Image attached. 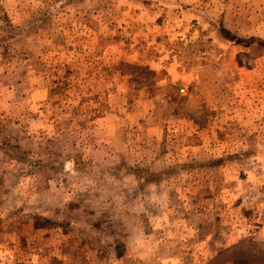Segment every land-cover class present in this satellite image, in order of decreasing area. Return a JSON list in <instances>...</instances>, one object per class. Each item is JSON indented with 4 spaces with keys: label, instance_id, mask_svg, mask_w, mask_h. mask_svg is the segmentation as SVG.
Listing matches in <instances>:
<instances>
[{
    "label": "rangeland",
    "instance_id": "374dc122",
    "mask_svg": "<svg viewBox=\"0 0 264 264\" xmlns=\"http://www.w3.org/2000/svg\"><path fill=\"white\" fill-rule=\"evenodd\" d=\"M182 26L213 108L128 59ZM0 264H264V0H0Z\"/></svg>",
    "mask_w": 264,
    "mask_h": 264
},
{
    "label": "crops",
    "instance_id": "0c3cea01",
    "mask_svg": "<svg viewBox=\"0 0 264 264\" xmlns=\"http://www.w3.org/2000/svg\"><path fill=\"white\" fill-rule=\"evenodd\" d=\"M170 16H173L174 19L177 18L176 13L174 11H172L170 13ZM164 17H162L163 19ZM161 23L162 20H161ZM155 26V25H154ZM184 26V25H183ZM182 26V30L183 27ZM165 29L167 28L166 25H164ZM171 31L174 30V28L172 26H169ZM180 30V29H179ZM156 31H159L157 29V27H155L153 34L148 35L145 37V47L146 49L144 50L146 53L145 54H140L139 56L137 55V53H131L129 55V60L132 63H141V64H148L150 66V68H152L154 71L156 70V68L159 66V62H158V56L156 55L157 53H160L162 56V53L168 54L170 51L174 49L173 47H177L176 49V60H174L175 62H171L169 65H162V67L160 66L158 69L163 68L164 69V73H163V79L166 82H171L175 81V80H179L181 81L182 84H184L186 91H187V97H186V101L190 102L191 100V104L192 107L197 108L199 105L197 104V96L199 102H203V104L201 105V108H203L202 106H207V104L209 105V108H213L211 100V93H215V91L211 89V86L207 87V85H203L204 82H202L201 85H198L200 83V78H204L207 75H210V71L212 69V71H214V69L212 68L213 65H211V63L213 62L211 58H209V54L207 55V53L210 51V49L208 50V48H206L205 44H207V42L209 43L210 41L206 38V33L204 32H199V30H197V38L196 35H192V37L190 36V38L192 40H190V42H185L183 41V32L185 33V31L183 30L182 32H171L172 36H166L167 33H165V31H162V34H166L165 36L161 37V32L159 31L158 33H156ZM213 31H215V33L218 32V29L213 27ZM164 32V33H163ZM188 33V32H187ZM189 34V33H188ZM182 36V37H180ZM185 42V43H184ZM205 43V44H203ZM197 44V56L193 57L191 52L189 51V49L195 47ZM149 47H152L151 49H149ZM155 50V51H153ZM190 53L191 55L189 57H185L182 56V58L179 59V57H181V55L183 53ZM202 55H204V57H202ZM143 56V57H141ZM160 56V55H159ZM187 58V59H186ZM178 62V65L180 67H178V72H176V68L177 66L175 65V63ZM187 62V63H186ZM157 71V70H156ZM179 83L181 86L182 84ZM188 86V87H187ZM170 87V86H169ZM189 89V90H188ZM214 98V96H213ZM205 102V105H204ZM191 106V105H190ZM208 108V107H206ZM199 140L204 141V138H200ZM208 218V216H204L200 213H197V222L198 223H205L207 228H208V224L205 222L204 219ZM210 219V217H209ZM204 225V224H203ZM200 225H197V239L200 238H217V237H223L226 240V243L221 247V249H214L211 252L213 254H216L218 251L225 249V247H227L230 244H233L236 240L234 239L233 236V232L229 229L224 230V231H219L217 230L216 232L214 230H212V225L209 224V229H207V232H205V234L200 235L201 232H199L200 230ZM214 228V227H213ZM206 229V228H205ZM244 237V236H242ZM240 237V238H242ZM239 239V238H238Z\"/></svg>",
    "mask_w": 264,
    "mask_h": 264
},
{
    "label": "trees",
    "instance_id": "16d2710c",
    "mask_svg": "<svg viewBox=\"0 0 264 264\" xmlns=\"http://www.w3.org/2000/svg\"><path fill=\"white\" fill-rule=\"evenodd\" d=\"M128 172L132 173L135 178L138 180L139 185L144 186L148 183L155 182L159 179L161 175H163V171L161 172H148L139 168H129Z\"/></svg>",
    "mask_w": 264,
    "mask_h": 264
},
{
    "label": "built area",
    "instance_id": "2783aa9c",
    "mask_svg": "<svg viewBox=\"0 0 264 264\" xmlns=\"http://www.w3.org/2000/svg\"><path fill=\"white\" fill-rule=\"evenodd\" d=\"M179 91H180V92H183V88H180Z\"/></svg>",
    "mask_w": 264,
    "mask_h": 264
}]
</instances>
